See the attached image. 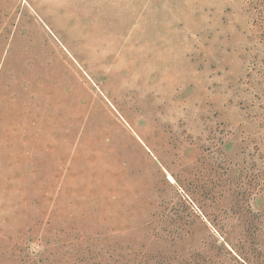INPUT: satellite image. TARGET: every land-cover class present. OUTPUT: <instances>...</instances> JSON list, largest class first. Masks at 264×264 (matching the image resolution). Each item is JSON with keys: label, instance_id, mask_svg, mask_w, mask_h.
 Returning <instances> with one entry per match:
<instances>
[{"label": "rangeland", "instance_id": "obj_1", "mask_svg": "<svg viewBox=\"0 0 264 264\" xmlns=\"http://www.w3.org/2000/svg\"><path fill=\"white\" fill-rule=\"evenodd\" d=\"M0 264H264V0H0Z\"/></svg>", "mask_w": 264, "mask_h": 264}]
</instances>
